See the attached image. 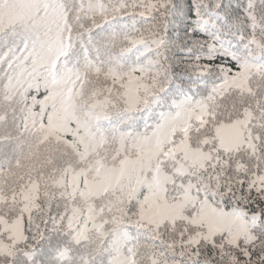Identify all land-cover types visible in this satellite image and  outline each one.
Masks as SVG:
<instances>
[{"label":"snow or ice","instance_id":"6c2138e0","mask_svg":"<svg viewBox=\"0 0 264 264\" xmlns=\"http://www.w3.org/2000/svg\"><path fill=\"white\" fill-rule=\"evenodd\" d=\"M0 264H264V0H0Z\"/></svg>","mask_w":264,"mask_h":264}]
</instances>
